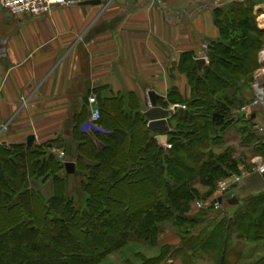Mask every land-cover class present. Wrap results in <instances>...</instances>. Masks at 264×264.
I'll return each instance as SVG.
<instances>
[{
	"label": "trees",
	"instance_id": "1",
	"mask_svg": "<svg viewBox=\"0 0 264 264\" xmlns=\"http://www.w3.org/2000/svg\"><path fill=\"white\" fill-rule=\"evenodd\" d=\"M250 1L215 11L221 36L209 46V66L200 71L194 61L187 70L193 98L173 116L171 148L135 126L129 137L116 131L101 151L92 146L91 160L72 176L44 150L0 157V264H114L126 252L125 264H191L202 253L215 264H240L248 245L264 250V191L232 218L213 212L208 230L188 216L221 180L264 158L257 122L239 116L264 46ZM167 232H178L181 245L162 247ZM138 248L159 255L148 259Z\"/></svg>",
	"mask_w": 264,
	"mask_h": 264
},
{
	"label": "crops",
	"instance_id": "2",
	"mask_svg": "<svg viewBox=\"0 0 264 264\" xmlns=\"http://www.w3.org/2000/svg\"><path fill=\"white\" fill-rule=\"evenodd\" d=\"M93 1L101 4L72 0L39 18L0 8V157L44 150L72 176L81 161L91 160V147L103 150L116 131L129 137L140 126L160 145L168 144L177 127L173 116L193 98L187 70L205 59L202 70L198 66L204 71L209 46L221 36L215 11L248 0ZM259 1L264 32V0ZM259 58L256 77L264 69ZM151 92L165 98L159 107L171 114L163 128L151 129L145 116ZM94 98L101 111L96 124L89 103ZM159 137H166L164 144ZM68 163L75 165L74 174L67 172ZM159 244L175 248L181 238L169 233Z\"/></svg>",
	"mask_w": 264,
	"mask_h": 264
},
{
	"label": "rangeland",
	"instance_id": "3",
	"mask_svg": "<svg viewBox=\"0 0 264 264\" xmlns=\"http://www.w3.org/2000/svg\"><path fill=\"white\" fill-rule=\"evenodd\" d=\"M252 5H256V7L258 6L259 3H261L259 0H251L250 1ZM255 15L257 16V24L259 26V22H258V14H256V8H255ZM262 50H264V46L262 47V49L260 50V53H259V57L261 55V52ZM261 65L259 63V69H257L253 74V79L250 81L249 85H250V90H248V92L246 91V93L248 94V99L246 100V102L243 104V106H241L240 109H242L243 107H251V105L253 104V101H254V97H255V93L253 92L254 90L253 89V84L255 83V78L256 77V74H257V71L260 70L261 68ZM262 72V71H261ZM259 75H262L263 77L260 78L261 82L264 83V73L262 72ZM258 75V76H259ZM257 113L259 115V118H258V123H261L262 121V118L264 117V107H261L259 109H257ZM262 124V123H261ZM260 136H264V133H259L257 132ZM133 150V148H132ZM132 150L128 149L126 150V154L127 153H132ZM258 158H262V160L264 161V158L263 157H258ZM256 159V158H255ZM254 161L253 160V164H254ZM256 166V165H255ZM255 168H248L246 169L245 166L240 168L241 170V175H236L240 181L239 183H237L236 186H233L231 187V191H230V194L225 196L224 200V205H223V208L225 210V213L226 216H228L229 218H232L235 214H237L239 211H240V207H242L246 201H250L252 200V198H254V196L252 194L254 193H251L250 191L247 190V186H248V182H249V179L251 178V175L253 174V172L255 171ZM229 178H225L221 181H228ZM220 181V182H221ZM128 183H123L125 185H121V186H125V187H132V185L136 184L137 182H140L139 179H134L133 181H130L128 180L127 181ZM137 195L136 196H139L141 198L144 197L145 193L144 191H139L136 193ZM230 195H234L240 202V205L238 206H229L227 204V200H228V196ZM219 197L218 195V185H217V189H215V193H214V196H212L208 201H202V200H198V201H195L194 203H192L191 205V210H190V213L188 216L190 217H195V216H199L198 218H200L201 221L205 222L202 226L201 229H207L208 230V227L209 226H214V223H213V220L211 218V216L213 215V212H214V215L217 216V211H215V207L212 206L213 202L216 201V199ZM102 198H104L102 196ZM131 202V201H130ZM197 203H206L207 205V208L205 207L204 209L202 210H196L194 207ZM221 207V206H220ZM210 214L208 215H204L206 212ZM2 213V212H1ZM222 214V215H224ZM212 228V227H211ZM210 228V229H211ZM169 233H172V234H179L178 232L174 233V232H167V234ZM166 234V235H167ZM178 236V235H177ZM252 245H248L245 249H246V252L245 254H243L244 256V259H247L246 260H243L240 264H264V250H261V251H258V252H252ZM140 250V252H142V254L148 258V259H154L156 258L158 255H159V250H156V251H153V250H148V249H140L138 248V251ZM130 252H133V251H130ZM129 256H131L129 254V252H126L125 253V256H116L113 258L112 262L114 264H125L126 260L129 259ZM212 258L211 255L207 256L205 253H202V255H200V257H198V259L193 262V264H215V262H211L210 260L206 259V258ZM228 258H232V255L231 256H228ZM233 260H236V259H233ZM192 262V261H191ZM236 262V261H234ZM111 263V262H110ZM139 264H141V262H138ZM192 264V263H191Z\"/></svg>",
	"mask_w": 264,
	"mask_h": 264
},
{
	"label": "built area",
	"instance_id": "4",
	"mask_svg": "<svg viewBox=\"0 0 264 264\" xmlns=\"http://www.w3.org/2000/svg\"><path fill=\"white\" fill-rule=\"evenodd\" d=\"M72 1L69 0H0V8L4 9L11 15L15 17H33V18H39L44 16H49L53 10L57 7H63L71 3ZM261 59L262 63L264 64V51L261 53ZM208 60V59H207ZM264 73V69L262 70ZM263 77L262 75L257 76L255 79V83L253 84V90L255 93V99L253 101V104L251 107H243L241 109V112L246 113H253L257 111V109L264 107V83L261 82L260 78ZM90 105L94 106L91 117L92 124H96L101 119V111L96 108L97 100L90 99L89 100ZM183 110H186V106H181ZM256 130L259 133H264V125L258 124L256 127ZM171 148V146H168ZM61 158H63V154L61 155ZM258 159V158H257ZM260 162H257V168L255 171L260 172L261 174H264V161L262 159H258ZM240 179L238 177H230L228 181H221L218 183V195L219 197L226 196L231 187L239 182ZM213 207H215V211L219 210L220 205L217 203V199L212 204ZM207 208L206 203H197L195 205L196 210H202L204 208Z\"/></svg>",
	"mask_w": 264,
	"mask_h": 264
},
{
	"label": "water",
	"instance_id": "5",
	"mask_svg": "<svg viewBox=\"0 0 264 264\" xmlns=\"http://www.w3.org/2000/svg\"><path fill=\"white\" fill-rule=\"evenodd\" d=\"M71 1V0H69ZM75 1H80L81 4L83 5H99L101 4L100 1H93V0H75ZM233 1H241V0H233ZM206 64L205 59H200L198 60V66L199 69L202 70L204 65ZM149 100H150V110L146 112L145 116L146 118L150 121V128L151 129H156V128H163L164 126H167L168 119L170 118V112L160 108L159 107V101H165V98L157 95L155 92L149 93ZM86 101H88V98H86ZM243 119H252L256 120L257 119V114H251L248 115L247 113H241L239 115ZM264 119V118H263ZM159 141H161L162 144H164V141H166V137H159ZM35 142L34 137H30L28 139V146L33 147ZM66 169L69 174H74L75 173V165L73 163H68L66 164ZM247 189L252 192V193H261L264 191V174H260L259 172H256L252 179L248 182ZM218 203L220 205L224 204V200L220 198L218 200ZM227 204L229 206H238L240 204L239 200L234 197L230 199ZM225 210L222 207L216 214L217 216H221L224 214Z\"/></svg>",
	"mask_w": 264,
	"mask_h": 264
}]
</instances>
